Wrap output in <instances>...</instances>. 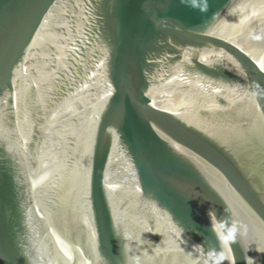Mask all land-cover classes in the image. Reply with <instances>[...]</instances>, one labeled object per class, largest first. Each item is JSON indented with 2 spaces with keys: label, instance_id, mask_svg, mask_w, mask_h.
I'll list each match as a JSON object with an SVG mask.
<instances>
[{
  "label": "water",
  "instance_id": "water-1",
  "mask_svg": "<svg viewBox=\"0 0 264 264\" xmlns=\"http://www.w3.org/2000/svg\"><path fill=\"white\" fill-rule=\"evenodd\" d=\"M0 264H264V0H0Z\"/></svg>",
  "mask_w": 264,
  "mask_h": 264
}]
</instances>
